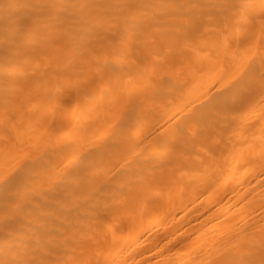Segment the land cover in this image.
Masks as SVG:
<instances>
[{"label":"bare ground","instance_id":"6f19581e","mask_svg":"<svg viewBox=\"0 0 264 264\" xmlns=\"http://www.w3.org/2000/svg\"><path fill=\"white\" fill-rule=\"evenodd\" d=\"M0 227V264H264V0H0Z\"/></svg>","mask_w":264,"mask_h":264},{"label":"rangeland","instance_id":"374dc122","mask_svg":"<svg viewBox=\"0 0 264 264\" xmlns=\"http://www.w3.org/2000/svg\"><path fill=\"white\" fill-rule=\"evenodd\" d=\"M4 227V226H3ZM0 229H2V227H0Z\"/></svg>","mask_w":264,"mask_h":264}]
</instances>
